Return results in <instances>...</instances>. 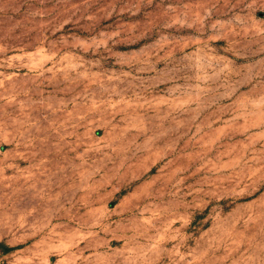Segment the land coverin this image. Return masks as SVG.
Wrapping results in <instances>:
<instances>
[{"label":"rangeland","instance_id":"374dc122","mask_svg":"<svg viewBox=\"0 0 264 264\" xmlns=\"http://www.w3.org/2000/svg\"><path fill=\"white\" fill-rule=\"evenodd\" d=\"M0 264H264V0H0Z\"/></svg>","mask_w":264,"mask_h":264},{"label":"trees","instance_id":"16d2710c","mask_svg":"<svg viewBox=\"0 0 264 264\" xmlns=\"http://www.w3.org/2000/svg\"><path fill=\"white\" fill-rule=\"evenodd\" d=\"M3 250H6V249H3Z\"/></svg>","mask_w":264,"mask_h":264}]
</instances>
